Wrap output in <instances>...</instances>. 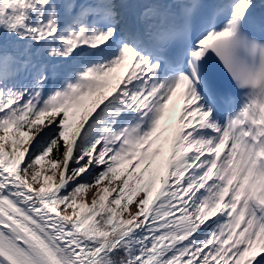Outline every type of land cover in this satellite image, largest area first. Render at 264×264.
<instances>
[{
  "label": "snow or ice",
  "instance_id": "obj_1",
  "mask_svg": "<svg viewBox=\"0 0 264 264\" xmlns=\"http://www.w3.org/2000/svg\"><path fill=\"white\" fill-rule=\"evenodd\" d=\"M0 264H264V0H0Z\"/></svg>",
  "mask_w": 264,
  "mask_h": 264
},
{
  "label": "rangeland",
  "instance_id": "obj_2",
  "mask_svg": "<svg viewBox=\"0 0 264 264\" xmlns=\"http://www.w3.org/2000/svg\"><path fill=\"white\" fill-rule=\"evenodd\" d=\"M127 68H124V70L120 73V76H123L124 74H126V72L129 70V65H125ZM171 107V106H170ZM51 173V172H50ZM105 183H107V182H105ZM96 191V189H91V190H89V193L87 194V200H88V202L90 203L91 202V200L93 199V197H94V195L95 194H93L92 196H90V194H91V192L92 191ZM130 208H131V210H133L134 209V204L133 205H130L129 206Z\"/></svg>",
  "mask_w": 264,
  "mask_h": 264
},
{
  "label": "trees",
  "instance_id": "obj_3",
  "mask_svg": "<svg viewBox=\"0 0 264 264\" xmlns=\"http://www.w3.org/2000/svg\"><path fill=\"white\" fill-rule=\"evenodd\" d=\"M115 75H119V69H117V70H116V73H115ZM45 167L47 168V167H48V165H47V164H45ZM48 174L50 175L51 173L49 172Z\"/></svg>",
  "mask_w": 264,
  "mask_h": 264
},
{
  "label": "bare ground",
  "instance_id": "obj_4",
  "mask_svg": "<svg viewBox=\"0 0 264 264\" xmlns=\"http://www.w3.org/2000/svg\"><path fill=\"white\" fill-rule=\"evenodd\" d=\"M95 192H96V191L93 190V191L91 192L90 196H92L93 194H95Z\"/></svg>",
  "mask_w": 264,
  "mask_h": 264
}]
</instances>
